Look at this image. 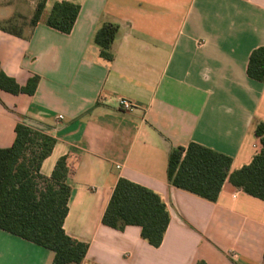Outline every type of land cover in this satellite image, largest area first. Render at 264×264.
<instances>
[{"label": "crops", "instance_id": "0c3cea01", "mask_svg": "<svg viewBox=\"0 0 264 264\" xmlns=\"http://www.w3.org/2000/svg\"><path fill=\"white\" fill-rule=\"evenodd\" d=\"M0 0V68L33 95L0 90V148L23 121L54 139L40 173L60 159L71 187L66 234L89 245L84 264H264V200L226 180L216 202L170 184L171 153L196 143L232 158L231 172L260 149L264 83L247 74L264 47V0ZM80 6L70 34L47 25L57 3ZM14 20L22 36L3 30ZM119 32L112 62L94 43ZM121 99L133 104L125 111ZM158 193L171 220L159 248L142 229L103 217L119 179ZM55 253L0 229V264H53Z\"/></svg>", "mask_w": 264, "mask_h": 264}, {"label": "trees", "instance_id": "16d2710c", "mask_svg": "<svg viewBox=\"0 0 264 264\" xmlns=\"http://www.w3.org/2000/svg\"><path fill=\"white\" fill-rule=\"evenodd\" d=\"M41 0L31 25L35 26L46 6ZM80 6L64 2L54 5L47 25L65 34L74 28ZM4 31L22 36L14 20ZM119 32L114 24H104L94 35L101 56L112 62V46ZM250 79L264 83V47L249 58ZM39 77L24 87L0 68V90L12 94L33 95ZM260 149L252 162L231 172L232 158L202 145L191 143L174 150L169 158L168 179L174 187L216 202L226 180L244 193L264 200V125L256 128ZM56 139L21 121L11 148H0V229L55 253L53 264H84L89 245L69 237L64 229L71 187L67 183L68 163L59 160L50 178L41 175L43 161L52 153ZM171 215L162 197L127 179H119L103 217L107 227L124 231L128 226L142 229V238L159 248L170 224ZM198 264H206L199 262Z\"/></svg>", "mask_w": 264, "mask_h": 264}, {"label": "built area", "instance_id": "2783aa9c", "mask_svg": "<svg viewBox=\"0 0 264 264\" xmlns=\"http://www.w3.org/2000/svg\"><path fill=\"white\" fill-rule=\"evenodd\" d=\"M119 106H120V108H122L125 111H130L133 109V104L131 102H129L128 100H125V99H121L119 101Z\"/></svg>", "mask_w": 264, "mask_h": 264}]
</instances>
